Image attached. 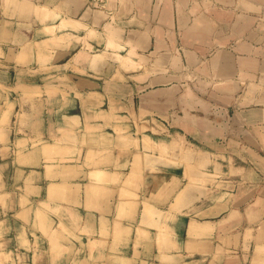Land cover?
<instances>
[{
  "label": "crops",
  "instance_id": "crops-1",
  "mask_svg": "<svg viewBox=\"0 0 264 264\" xmlns=\"http://www.w3.org/2000/svg\"><path fill=\"white\" fill-rule=\"evenodd\" d=\"M0 264H264V0H0Z\"/></svg>",
  "mask_w": 264,
  "mask_h": 264
},
{
  "label": "built area",
  "instance_id": "built-area-1",
  "mask_svg": "<svg viewBox=\"0 0 264 264\" xmlns=\"http://www.w3.org/2000/svg\"><path fill=\"white\" fill-rule=\"evenodd\" d=\"M108 0H93L94 4L99 7L105 6Z\"/></svg>",
  "mask_w": 264,
  "mask_h": 264
},
{
  "label": "bare ground",
  "instance_id": "bare-ground-1",
  "mask_svg": "<svg viewBox=\"0 0 264 264\" xmlns=\"http://www.w3.org/2000/svg\"><path fill=\"white\" fill-rule=\"evenodd\" d=\"M131 61V60H130Z\"/></svg>",
  "mask_w": 264,
  "mask_h": 264
}]
</instances>
